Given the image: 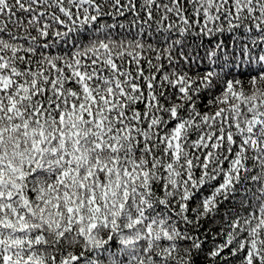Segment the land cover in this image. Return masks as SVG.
Here are the masks:
<instances>
[{
	"label": "snow or ice",
	"instance_id": "obj_1",
	"mask_svg": "<svg viewBox=\"0 0 264 264\" xmlns=\"http://www.w3.org/2000/svg\"><path fill=\"white\" fill-rule=\"evenodd\" d=\"M0 264H264V0H0Z\"/></svg>",
	"mask_w": 264,
	"mask_h": 264
}]
</instances>
